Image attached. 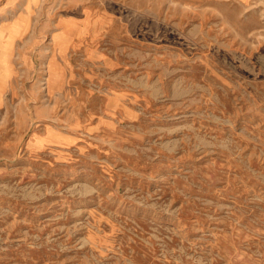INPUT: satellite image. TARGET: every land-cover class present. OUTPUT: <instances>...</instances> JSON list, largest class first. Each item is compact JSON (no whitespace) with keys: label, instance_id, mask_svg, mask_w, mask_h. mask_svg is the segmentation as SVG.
<instances>
[{"label":"rangeland","instance_id":"374dc122","mask_svg":"<svg viewBox=\"0 0 264 264\" xmlns=\"http://www.w3.org/2000/svg\"><path fill=\"white\" fill-rule=\"evenodd\" d=\"M0 264H264V0H0Z\"/></svg>","mask_w":264,"mask_h":264},{"label":"bare ground","instance_id":"6f19581e","mask_svg":"<svg viewBox=\"0 0 264 264\" xmlns=\"http://www.w3.org/2000/svg\"><path fill=\"white\" fill-rule=\"evenodd\" d=\"M6 67V66H5Z\"/></svg>","mask_w":264,"mask_h":264}]
</instances>
